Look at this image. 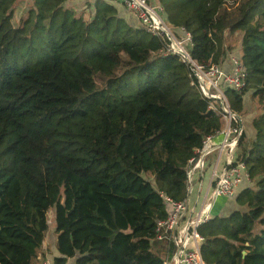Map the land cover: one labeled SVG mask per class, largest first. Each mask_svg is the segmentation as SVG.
I'll return each mask as SVG.
<instances>
[{"label": "trees", "instance_id": "1", "mask_svg": "<svg viewBox=\"0 0 264 264\" xmlns=\"http://www.w3.org/2000/svg\"><path fill=\"white\" fill-rule=\"evenodd\" d=\"M18 1L0 0V264L39 262L51 208L53 264H162L160 194L187 200L188 162L221 118L167 42L112 3L86 17L68 0H32L15 24ZM156 2L191 34L198 65H224L227 35H242L246 87L226 95L242 117L246 94L260 105L239 142L252 183L238 210L199 228L201 254L264 264V0Z\"/></svg>", "mask_w": 264, "mask_h": 264}, {"label": "built area", "instance_id": "2", "mask_svg": "<svg viewBox=\"0 0 264 264\" xmlns=\"http://www.w3.org/2000/svg\"><path fill=\"white\" fill-rule=\"evenodd\" d=\"M105 1L123 6L150 35L167 42L168 52L178 55L188 65L201 94L211 101L210 110L221 118V128L204 139L188 162L187 200L178 202L160 194L169 214L156 222L154 239L162 246V264H205L201 254L205 240L199 228L212 219L217 199L234 200L252 183L249 169L240 159L244 120L232 109L226 95L227 89L240 92L246 87V70L238 55H229L228 69L222 64L198 65L189 53L193 43L191 34L184 28L171 26L164 9L155 0Z\"/></svg>", "mask_w": 264, "mask_h": 264}, {"label": "rangeland", "instance_id": "3", "mask_svg": "<svg viewBox=\"0 0 264 264\" xmlns=\"http://www.w3.org/2000/svg\"><path fill=\"white\" fill-rule=\"evenodd\" d=\"M32 3V0H19L15 6H14V23L18 24L21 19L23 17L26 16V13L28 11V9L30 8ZM90 7V5H88ZM93 12H90L89 14H86L87 17H89ZM241 40H242V35L240 32H236L234 34H230L227 35L226 38V44L230 47V54L232 55H239L241 54ZM260 105H258V100L257 98H253L251 96V92H249L248 94L245 95L244 97V111H246L243 114V118L245 117L244 121L248 120V114L250 113V115H257V112L259 110ZM245 126H248V124L245 123ZM193 197V195H192ZM192 197H191V202H192ZM233 200V199H230ZM237 203V202H236ZM47 218H48V224H49V231L46 235L45 241H44V245L40 250V254L41 251H43V253L41 254L40 263L43 262H48L50 259V252L54 251L55 249V241H56V233H55V208H51L48 211L47 214ZM75 260L72 259L70 261V263L68 264H74Z\"/></svg>", "mask_w": 264, "mask_h": 264}, {"label": "crops", "instance_id": "4", "mask_svg": "<svg viewBox=\"0 0 264 264\" xmlns=\"http://www.w3.org/2000/svg\"><path fill=\"white\" fill-rule=\"evenodd\" d=\"M95 1L96 0H68L67 6L75 9L78 13L84 12L85 16L87 17L86 14H89L90 12H94L93 5H94ZM155 1H157V0H155ZM88 5H90V7ZM113 5L118 10L119 16L122 19H124L129 25H131L134 28H140V23L134 14H132L131 12H129L123 6H121L119 4H113ZM228 60H229V57L227 58V60L224 64V67L226 69H228L230 67V63L228 64ZM250 113L248 114V117H249L248 120L244 121L246 124H248V126H245V131L247 133L248 138H251L254 135L253 128L251 127V122H252L254 116L250 115ZM244 119H245V117H244ZM207 179H209V175H207ZM205 189H206V183H204V190ZM195 196L196 195H194L193 199H195ZM238 209H239V206L237 205L236 200L219 198L215 202V205L212 209V218H215L217 216L226 217L230 213H232L233 211H236ZM42 253H43V251H41V254ZM160 253H162V246H160ZM41 254H39L40 255L39 260H40ZM50 254H51V256H50V259L48 262H43V263L38 262L36 264H45V263L46 264H53V259L55 257H58L59 254H58L56 248L54 249V251H51ZM70 261L71 260H69L68 263H70Z\"/></svg>", "mask_w": 264, "mask_h": 264}, {"label": "water", "instance_id": "5", "mask_svg": "<svg viewBox=\"0 0 264 264\" xmlns=\"http://www.w3.org/2000/svg\"><path fill=\"white\" fill-rule=\"evenodd\" d=\"M245 254V253H244Z\"/></svg>", "mask_w": 264, "mask_h": 264}]
</instances>
